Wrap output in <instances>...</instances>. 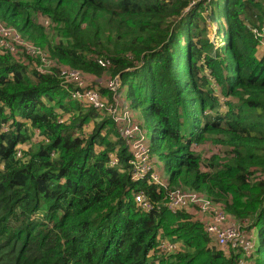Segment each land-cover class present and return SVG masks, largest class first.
<instances>
[{"label":"trees","instance_id":"trees-1","mask_svg":"<svg viewBox=\"0 0 264 264\" xmlns=\"http://www.w3.org/2000/svg\"><path fill=\"white\" fill-rule=\"evenodd\" d=\"M192 1L0 0V13L62 64L119 77L131 109L157 124L169 186L261 227L264 248V51L251 31L264 24V0H223V36L221 0L186 12ZM34 64L0 54V264H239V251L213 246L195 207L143 212L135 194L158 201L165 190L109 167L113 153L125 170L131 159L115 123ZM206 143L218 148L208 158L194 149ZM162 240L180 252L162 254Z\"/></svg>","mask_w":264,"mask_h":264},{"label":"built area","instance_id":"built-area-1","mask_svg":"<svg viewBox=\"0 0 264 264\" xmlns=\"http://www.w3.org/2000/svg\"><path fill=\"white\" fill-rule=\"evenodd\" d=\"M202 1L207 7L213 0H193L186 12ZM208 13L209 10L206 14ZM207 24L209 30L214 28L208 18ZM251 31L260 48L264 51V24L253 26ZM209 38L211 42L216 44L215 41L218 40V37L209 35ZM0 54L30 57V59L35 60L34 68L38 73H55L61 81V86L74 101L84 107L94 108L105 114V116L112 118L119 138L131 154V159L129 168L125 170L121 165L118 154L113 153L110 155L109 167L127 171L136 182L147 181L165 190V198L158 201L153 200L144 191L135 194V201L143 212L150 213L166 207L170 212L176 214L182 210L195 207L213 244L225 251H239L241 253L239 264H256L253 258L256 245L253 241L254 238L247 230L246 222L239 223L230 218L210 197L203 193L187 189L182 184L174 188L169 186L168 180H162L155 171L147 132L142 123L137 121L130 104L121 93L119 77L105 81H100V78L97 80L98 84L105 88H94L90 81L93 82V77L96 76L62 64L58 59L52 57L46 49L29 40L15 27L2 21H0ZM98 64L107 69L111 66V61L99 59ZM87 75L90 76V81ZM102 89L107 90L109 94L105 95ZM60 122L62 123L63 120ZM4 129L5 131L9 130L8 127H4ZM36 139L37 141L40 139L39 131H36ZM194 149H198V146H194ZM19 156H21V153H19ZM160 250L162 254L169 256L180 252L181 244L162 240Z\"/></svg>","mask_w":264,"mask_h":264},{"label":"rangeland","instance_id":"rangeland-1","mask_svg":"<svg viewBox=\"0 0 264 264\" xmlns=\"http://www.w3.org/2000/svg\"><path fill=\"white\" fill-rule=\"evenodd\" d=\"M224 13H225V5H224L223 0H221V9H220L221 20L219 21V26H220L221 32L219 31V34L221 33L220 35H222V36H223V32H224V27H223L224 26V23H223ZM0 20L5 21V23L7 21V23H9V21L6 20V18L3 16L2 13H0ZM17 28L20 30L21 33H23L21 25L17 26ZM217 31H218V25H215L212 30L208 31V35H212V36L214 35V36L217 37ZM222 36H220L221 37L220 40L218 39V40L215 41V42H217L216 45L219 44L218 47H220L221 42L223 40ZM87 77H88V79L90 81V79H91L90 76L87 75ZM110 78H112V74H111V72H107V73H105V75L103 77H98V78L97 77H93V82L90 81V83H92L94 88L96 87V88H100L101 89V88H105V87L104 86H100L98 84L97 80L100 79V81H105V80H108ZM212 87L215 89L216 93L220 96V98H222L221 94H220L219 87L216 84H214V83H213ZM108 94L109 93L107 92V94H105V95H108ZM224 101H225V99L223 98V102ZM127 102L130 104L129 100H127ZM131 104H132V99H131ZM132 107H133L132 112H133L135 118L137 119L138 122L142 123V126L144 127L145 131L148 134V144L152 148L151 157H152V160H153L154 169L160 175L162 180H168L171 177V175H172V171L170 169H167V167H166V159L164 157L167 154V152H168V148L165 145L162 146V143H160L159 131H158V128H157V124H156L155 120H153L150 117L146 116V114H144V112L141 111L140 109L136 108L134 106V104L132 105ZM223 110L226 111L225 108H223ZM103 115H105V114H103ZM101 117L103 118V116H101ZM106 118L112 120L111 117H107L106 116ZM91 130H92V125H91V127L87 126L85 128L84 132H82L81 134L83 136H87V135L90 134ZM154 132H156V135H155ZM34 140L37 141V139H34ZM116 140H118V139H116ZM196 150L202 152L204 158H208V157H210L212 155V153L216 152L218 150V148H216L211 143H206V144L201 145L200 147H198V149H196ZM181 182L183 183V181H181ZM171 190H173V189H171ZM260 229H261V227L257 228V230L254 231L253 233H252V231L250 232V230H249V233L254 238L253 241H255L256 247H260V241H261V237H260V233H259ZM178 243L181 244L180 242H178ZM213 246L218 247L215 244H213ZM256 259H257V263L264 264V248H261L260 253L256 256Z\"/></svg>","mask_w":264,"mask_h":264}]
</instances>
